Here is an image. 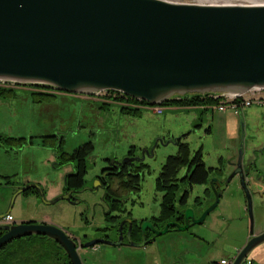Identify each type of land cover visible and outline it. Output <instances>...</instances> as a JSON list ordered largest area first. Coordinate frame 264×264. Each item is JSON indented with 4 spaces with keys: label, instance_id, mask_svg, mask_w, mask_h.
I'll return each mask as SVG.
<instances>
[{
    "label": "water",
    "instance_id": "obj_1",
    "mask_svg": "<svg viewBox=\"0 0 264 264\" xmlns=\"http://www.w3.org/2000/svg\"><path fill=\"white\" fill-rule=\"evenodd\" d=\"M0 82L41 84L67 93L112 90L149 106L174 97L264 89V4L0 0ZM230 165L233 168L222 181L209 178L214 198L197 218L186 208L183 225L167 222L154 230V235L168 231V225L180 231L201 223L236 176L246 199L250 234L230 263L239 264L264 240V230L252 234L247 182L253 161L243 166L239 152ZM29 188L35 189L45 204L58 199L78 202L69 197L72 189L46 200L38 184L26 183L14 191L9 206L15 195ZM126 221V243H147L143 234L138 242L130 239V220ZM0 230V247L13 238L41 235L54 241L70 264H82L79 245L54 225L17 222L0 224ZM121 243L119 233L115 241L92 238L81 245Z\"/></svg>",
    "mask_w": 264,
    "mask_h": 264
},
{
    "label": "rangeland",
    "instance_id": "obj_2",
    "mask_svg": "<svg viewBox=\"0 0 264 264\" xmlns=\"http://www.w3.org/2000/svg\"><path fill=\"white\" fill-rule=\"evenodd\" d=\"M182 1L213 4L254 3L249 2L250 0ZM255 2L264 3V0ZM3 85L13 87L15 96H0V140L3 137H24L25 142L21 146H13L4 141L0 143V215L8 214L14 223L33 220L51 224L83 242L99 234L94 227L99 226L101 221V189L79 190L77 203L58 199L45 204L33 192H21L14 196L9 206L14 191L26 183L38 184L46 200L61 194L63 190V175L71 170V164L58 163L55 156L58 138L42 140L40 136H61L60 149L65 152H69L82 141L91 140L93 147L85 161L86 187L95 184V176L105 163V158L122 159L129 146L133 145L138 152L149 146L154 139L161 137L164 144L158 145L153 155L145 159L148 173L140 181V190L134 203H124V207L130 210V216L136 219L157 213L159 193L153 189V178L164 158L176 151L175 144L168 142L171 136L176 137L187 132L182 140L186 142L190 153L197 148L201 149L202 159L207 166L217 165V158L221 156V164L227 172L224 173V178L232 170L230 160L235 161L240 152L242 160L249 156L254 162L255 155L247 150V146L251 142H264L262 91L256 95L262 97L261 99H252L249 105L238 106L237 112L230 109L229 105L223 111H218L211 104L162 106L159 114L152 112L151 107H140V116L135 117L120 112L119 102L113 100L112 96L108 97L107 91L96 94L60 91L58 94L54 93L57 97L52 103L45 104L30 101L26 85L0 84ZM244 96L248 97L249 93ZM103 103L106 105H102ZM205 128L209 130L205 131ZM28 137H31L30 142L27 141ZM181 173L182 169L177 176ZM255 178L256 176L249 177L247 182L252 232L257 223L253 202L256 197L254 189H259V181ZM208 185L191 187L185 205L191 206L192 198L200 197L199 204L193 206L195 214H200L213 201L214 195L210 187L209 193L202 194L203 188ZM262 198L264 202V196ZM243 204L246 205L245 195L235 176L228 181L215 207L199 224H192L185 230L174 229L154 235L151 242L142 246L132 247L126 241L118 246L96 244V249L86 247L77 253L82 264H153L156 258H159V264H171L167 263L168 259L179 256L184 250L198 256L203 264H218L221 257L229 261L236 252L232 248L245 232L249 235V216ZM260 218L264 222V208L261 209ZM203 237L210 241L205 243L199 240ZM109 238H112V234ZM263 241L252 248L259 250ZM52 249V246L45 247L37 237L28 235L13 238L0 248V264H24L25 259L31 264H38V258L42 262L39 264H61L62 258H55ZM250 250L239 264H246L245 260L250 258Z\"/></svg>",
    "mask_w": 264,
    "mask_h": 264
},
{
    "label": "flooded vegetation",
    "instance_id": "obj_3",
    "mask_svg": "<svg viewBox=\"0 0 264 264\" xmlns=\"http://www.w3.org/2000/svg\"><path fill=\"white\" fill-rule=\"evenodd\" d=\"M4 86V85H3ZM11 87V86H6ZM30 88L28 87V90ZM55 93H60V91L54 90ZM187 134V132L182 133L176 137H170L168 142H172L176 146V151L173 154L167 155L163 162L161 163L158 172L153 178V189L155 192L159 193V199H158V205H157V213L151 214L149 216H143L139 218H133L130 216V210L126 209L124 207V203L129 201V204L132 205L135 201V197H137V194L140 190V181L145 173H148V164L145 162L146 158H150L153 153L154 149L158 145H163L164 140L160 138L154 139V141L151 142L149 146H146L143 150H138V152L135 150V147L133 145L129 146L123 155L122 159H110L105 158V163L101 166L98 173L95 176V184L87 186L86 189H89L91 191H97V189H101V195H100V213H101V221L100 225L94 227V230L97 231V236L93 238H103L110 241H115L118 238V235L120 233L121 240L123 244L125 239V233L128 229V222L127 219L130 220V228H129V237L131 240L138 242L140 240L141 234H143L144 239L147 241V243L151 242L154 238V230H160L167 222H175L179 225H183L184 223V209L190 208L193 213V217L197 218L199 216L198 214H195L194 205L199 204L200 197L194 196L191 200V206H187L186 201L189 196V189L185 182V176L192 170V166L188 167L186 164L180 165L178 168L174 170L173 176H170L168 181H164V174L167 172L168 169L165 168V163L168 157L174 156L179 154L180 151L183 150L182 144H186L185 141L182 139ZM89 142L90 143V150L91 151L93 145L91 140H85L82 141L80 144L76 145L74 148H72L69 152H72L74 150L82 149L84 144ZM61 144L62 140L56 145V152L55 156L58 159V163H60L59 156L61 155ZM43 146V145H41ZM200 150L199 148L192 151L187 156V158H191L193 155L197 153V151ZM66 152V153H69ZM88 152V153H89ZM88 155V154H87ZM182 169V173L177 176V173L179 170ZM71 171V170H70ZM68 173V172H66ZM213 176V175H212ZM215 176V175H214ZM217 178V176H215ZM218 179V178H217ZM157 183L163 186L161 189H157ZM170 184H174L175 190H174V196L170 203V205L167 206V209L161 208V203L165 201L164 199H168L170 197L171 193V187ZM183 184V186H182ZM208 184V179H207ZM194 185H202V184H194ZM84 186V183L80 187H69L67 189H63L61 193H63L66 190L72 189L74 190L70 194V199H74L77 196V192L81 187ZM213 188H215V185L212 183ZM188 190V194L185 195V191ZM210 188L209 185L207 186L206 193H209ZM202 194H204V189L202 190ZM183 195L184 198H183ZM214 198V197H213ZM77 199V198H76ZM170 199V198H169ZM79 201V200H78ZM124 220L120 226L119 223ZM19 222H25V223H37L33 220H23ZM188 222H190V219H188ZM44 223V222H42ZM0 224H10L5 223L3 221L0 222ZM143 225V227H142ZM119 227V228H118ZM168 231L174 230L173 225L167 226ZM3 232V230H0V234ZM68 237L75 240L76 244L79 245V248L77 249H83L82 243L80 239H77L76 237L70 235L69 233H66ZM112 234V238H109V236ZM41 236V235H40ZM92 239V238H90ZM89 239V240H90ZM85 242V241H84ZM101 245V244H99ZM108 245V244H105ZM95 246V245H94ZM93 246V247H94ZM112 246V245H109ZM90 247V248H93ZM61 257V264H66V261L68 258L65 256H56ZM37 260L38 263H42L40 258ZM69 262V261H68ZM25 264H31L28 259H25ZM70 264V262H69Z\"/></svg>",
    "mask_w": 264,
    "mask_h": 264
},
{
    "label": "trees",
    "instance_id": "obj_4",
    "mask_svg": "<svg viewBox=\"0 0 264 264\" xmlns=\"http://www.w3.org/2000/svg\"><path fill=\"white\" fill-rule=\"evenodd\" d=\"M25 85L30 88L28 90V96H29V100L32 102L48 104V103H52L57 97V95L54 94L55 92H53L54 89L49 86H45L41 84H25ZM106 91L108 92L107 95L108 97L112 96L113 100L119 102L120 106L118 110L120 112L135 117L140 116L139 106L146 104L144 101L136 100L128 96H123L120 93L112 90H106ZM0 96L2 97L15 96L13 87L0 86ZM202 96L203 97L191 96V97H186L184 99H182L181 97H174L159 103V105L189 107L196 105H210V104L212 105L217 102V99H212L207 94H203ZM102 105H106V104L103 103ZM40 137L42 138V140L48 138H50V140H56L57 138H59V143L62 140L61 136H56V135H43ZM30 138L31 137H28L27 141L30 142ZM3 141L13 146L14 145L21 146V144L25 142V138L3 137L2 140H0V143L2 144ZM182 147L183 150L180 151L179 154L167 158L165 163V168L168 170L164 174L165 177L163 180L168 181L169 180L168 178L170 176H173L174 170L176 168H178L180 165L186 164L188 167L192 166V170L184 178L188 189L192 184L206 183L209 168H206L202 163L200 150H198L197 153L189 159L187 158L189 154V150L187 146L185 144H182ZM90 148H91L90 143L87 142L84 144L82 149L79 150L77 149L69 153L62 152L61 155L59 156L60 163L71 164V171L63 175V187H62L63 189H67L69 187H80L84 183V175L86 173L85 161ZM3 184H6V182H4ZM156 185H157V189L163 188V186L160 185L159 183H157ZM169 187H171V193L169 197L170 199L169 198L164 199L165 201L161 203L162 209H167V206L170 205L174 196V190H175L174 184H170ZM27 191L33 192L35 195H37L36 190L33 188H29L23 191V193ZM186 194H188V190L185 191V195ZM185 195H183V198ZM29 236H33L34 238L37 237L38 241L42 242L45 247L52 246L53 249L51 250V252L54 254L55 258H57L56 256H60V255L64 257V253L62 249L54 241L40 235H29ZM1 247H3V245ZM66 264H69L68 260L66 261Z\"/></svg>",
    "mask_w": 264,
    "mask_h": 264
},
{
    "label": "crops",
    "instance_id": "obj_5",
    "mask_svg": "<svg viewBox=\"0 0 264 264\" xmlns=\"http://www.w3.org/2000/svg\"><path fill=\"white\" fill-rule=\"evenodd\" d=\"M212 106L214 107V105L212 104ZM141 107V106H140ZM139 107V108H140ZM226 108V107H225ZM224 108V109H225ZM230 108V107H229ZM231 109V108H230ZM217 110V109H216ZM223 111V110H222ZM209 128H205V131H208ZM200 149V148H199ZM189 150V149H188ZM247 150L251 151L254 155H255V159L253 162V170L251 172V174L249 173L248 177H257L256 180L259 181V185H257V187H259V189L255 188V194L256 197H254L253 202L255 203V216L257 217V223L255 224V229L254 232H252V234H258L261 231L264 230V222L261 221V209L264 208V202H263V196H264V142L263 141H256V142H251L248 146H247ZM200 154H201V161L204 164V166L206 168H209V172H208V176L207 179L209 178V176H217L218 180L222 181L223 180V176L227 173L224 169H223V165L221 164V156L219 158H217V165L215 166H207L205 164V162L202 159V153H201V149H200ZM251 159V157H247L244 160H242L243 166H245L248 161ZM235 162L234 160H230V163ZM233 166L230 165V169H232ZM229 169V170H230ZM225 173V174H224ZM206 183H203L202 185H206ZM194 184H192L189 187V191L191 190V187ZM204 194L206 193L207 190V186H205L204 188ZM262 198V200H261ZM243 206L246 207L245 204H243ZM14 223V222H12ZM250 237V234L248 235V233H244L241 240L234 246L235 255L236 253L240 250V248L244 245L246 239H248ZM199 240L203 241V242H207L210 241V239L208 238H200ZM260 249H253L250 250V258L245 260L246 264H264V241L262 243H260ZM96 245L92 248V249H96L95 248ZM132 247H137V246H132ZM255 248V247H254ZM258 250V251H257ZM234 255V256H235ZM175 258H177L178 260H174ZM224 258H219L218 259V264L220 260H222ZM233 259V258H232ZM244 259V258H243ZM225 260V259H224ZM159 258L155 259V262L153 264H159ZM171 263V264H203V262L200 260V258L198 256H194L190 251L188 250H184L179 256H171L168 259L167 263ZM229 262V264L231 263V260L227 261Z\"/></svg>",
    "mask_w": 264,
    "mask_h": 264
},
{
    "label": "built area",
    "instance_id": "obj_6",
    "mask_svg": "<svg viewBox=\"0 0 264 264\" xmlns=\"http://www.w3.org/2000/svg\"><path fill=\"white\" fill-rule=\"evenodd\" d=\"M167 1H172V2H184L182 0H167ZM6 84L7 82H0V84ZM12 84V83H10ZM263 92V98H264V89H259V88H253L249 89L248 91L244 93H235V94H222V93H216L213 95V93L207 94L210 96L212 99H217V102L213 104L215 108L218 111L224 110L226 105H229L231 109L234 110V112H237L238 106H243V105H249L252 99L259 100L262 97H256L257 93ZM249 93L248 97H245L244 94ZM140 107V106H139ZM141 107H151L152 112L159 114L162 111V106L160 105H152L149 106L147 104L141 105ZM3 221L5 223H12V218L6 214L2 218H0V222ZM220 264H229L226 260L222 259L219 261Z\"/></svg>",
    "mask_w": 264,
    "mask_h": 264
},
{
    "label": "bare ground",
    "instance_id": "obj_7",
    "mask_svg": "<svg viewBox=\"0 0 264 264\" xmlns=\"http://www.w3.org/2000/svg\"><path fill=\"white\" fill-rule=\"evenodd\" d=\"M251 1L254 2L252 4H264V3H256L255 0H250L249 2H251Z\"/></svg>",
    "mask_w": 264,
    "mask_h": 264
}]
</instances>
